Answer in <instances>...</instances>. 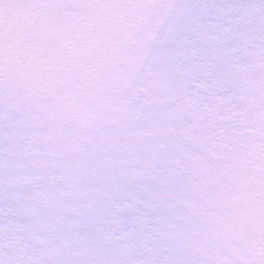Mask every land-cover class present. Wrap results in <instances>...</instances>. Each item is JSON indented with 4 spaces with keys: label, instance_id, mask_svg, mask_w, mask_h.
<instances>
[{
    "label": "snow or ice",
    "instance_id": "snow-or-ice-1",
    "mask_svg": "<svg viewBox=\"0 0 264 264\" xmlns=\"http://www.w3.org/2000/svg\"><path fill=\"white\" fill-rule=\"evenodd\" d=\"M0 264H264V0H0Z\"/></svg>",
    "mask_w": 264,
    "mask_h": 264
}]
</instances>
